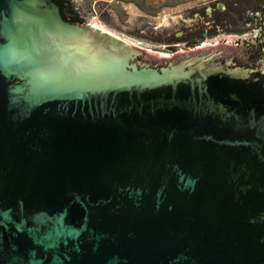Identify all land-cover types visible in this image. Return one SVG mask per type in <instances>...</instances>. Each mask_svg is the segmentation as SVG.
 I'll use <instances>...</instances> for the list:
<instances>
[{
	"label": "water",
	"instance_id": "95a60500",
	"mask_svg": "<svg viewBox=\"0 0 264 264\" xmlns=\"http://www.w3.org/2000/svg\"><path fill=\"white\" fill-rule=\"evenodd\" d=\"M259 72L264 39L150 54L0 0V264H264V95L208 83ZM182 83L141 114L65 106Z\"/></svg>",
	"mask_w": 264,
	"mask_h": 264
},
{
	"label": "rangeland",
	"instance_id": "374dc122",
	"mask_svg": "<svg viewBox=\"0 0 264 264\" xmlns=\"http://www.w3.org/2000/svg\"><path fill=\"white\" fill-rule=\"evenodd\" d=\"M73 2L85 17L84 26L144 47L150 54L184 56L219 47L220 42L237 46L238 40L264 39V0ZM229 10L233 14L226 13ZM216 21L221 23L219 28Z\"/></svg>",
	"mask_w": 264,
	"mask_h": 264
},
{
	"label": "flooded vegetation",
	"instance_id": "af4514ba",
	"mask_svg": "<svg viewBox=\"0 0 264 264\" xmlns=\"http://www.w3.org/2000/svg\"><path fill=\"white\" fill-rule=\"evenodd\" d=\"M55 2L60 10V14L63 19L70 23H80L85 20V17L81 12L74 7L73 0H52ZM154 93V92H153ZM144 93L140 94L138 92H132V93H122L118 95H110L108 97H100L97 99L87 100V101H80L74 104L65 105L66 107H70L69 109H72L79 115H87L89 117V120L93 119L94 117H113L114 113L112 111L108 112L109 109H111L109 106L110 104H114V100H117L118 108H119V114L125 115L128 111L125 110V108H130V105L133 104V96L135 97L136 101L140 104V109H133L132 112L136 111V114L144 113L145 110L151 107L152 105V99L155 97L154 94ZM210 93V91H209ZM181 92H175L174 94H170L168 96L169 98L176 97L179 100L189 99V97H185L180 95ZM58 107V106H56ZM60 107H64V105H60ZM125 110V112L122 111ZM130 112V110H129ZM92 115V116H91ZM94 120V119H93Z\"/></svg>",
	"mask_w": 264,
	"mask_h": 264
},
{
	"label": "trees",
	"instance_id": "16d2710c",
	"mask_svg": "<svg viewBox=\"0 0 264 264\" xmlns=\"http://www.w3.org/2000/svg\"><path fill=\"white\" fill-rule=\"evenodd\" d=\"M228 12H229V14H233V13H231L230 10L227 11L226 13H228ZM263 14H264V11H263ZM226 20H227V17H226ZM225 23H228V20ZM214 25L216 28H219L221 23H219V21H216V24H214ZM216 81H222L223 83H229L230 85L235 87V89H233V90L239 96H241V95H243V96H245V95H256V94L264 95V74H262L260 72L257 74H254L252 76V78L248 79V80H245L244 78H234V77H231V76L226 75V74L212 75L208 79L209 85L211 83L216 82ZM178 88H179L178 91L181 92V94L184 91H187V90L189 91V86L187 83L180 84ZM153 92L152 93L155 95L154 99L156 98V96H159V97H165V99L167 100L168 96L171 94L172 91L170 88L166 87V88L156 89ZM152 93H149V95ZM210 94H211V96H213V93L211 90H210ZM214 98H217V97L215 96ZM216 100H221L222 102H225L221 98H219V99L217 98ZM259 102L256 100V103H259ZM249 104L254 105V103L253 102L250 103V101H249ZM148 109H147V111H148ZM261 109H263V108H259V109H257V111L258 110L260 111Z\"/></svg>",
	"mask_w": 264,
	"mask_h": 264
}]
</instances>
